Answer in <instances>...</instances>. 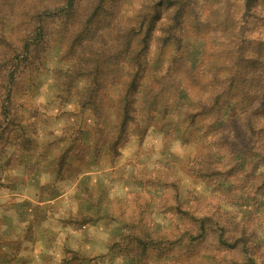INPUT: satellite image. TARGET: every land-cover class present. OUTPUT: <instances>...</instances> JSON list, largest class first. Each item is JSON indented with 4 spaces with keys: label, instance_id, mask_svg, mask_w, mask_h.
Wrapping results in <instances>:
<instances>
[{
    "label": "rangeland",
    "instance_id": "rangeland-1",
    "mask_svg": "<svg viewBox=\"0 0 264 264\" xmlns=\"http://www.w3.org/2000/svg\"><path fill=\"white\" fill-rule=\"evenodd\" d=\"M176 192L264 264V0H0V264H192Z\"/></svg>",
    "mask_w": 264,
    "mask_h": 264
},
{
    "label": "trees",
    "instance_id": "trees-1",
    "mask_svg": "<svg viewBox=\"0 0 264 264\" xmlns=\"http://www.w3.org/2000/svg\"><path fill=\"white\" fill-rule=\"evenodd\" d=\"M246 3L247 5H250L251 0H245V4ZM182 8H183V4L179 11H175L173 16V19L178 24H180L181 21L183 20ZM175 28H178V26H176ZM174 31H175L174 27L172 26L171 32L173 33V37H175V39L178 38L176 44L177 53H174L173 59L171 60L170 63L171 65L169 64L170 66L168 67V70L170 69L177 70L176 67L174 68V66L172 65L173 63L176 62L178 55L179 56L182 55L180 49L182 48L183 41L181 36L179 38V36H177L175 34L176 32L174 33ZM28 44L31 43H29L28 41L26 45L27 47ZM18 56L19 54H17V57ZM182 61L183 60L180 61L179 66H182V64H184ZM231 71H235V70L232 69ZM138 78H139V73H136L132 78V88H135L137 86ZM233 83H234V79L231 76L229 87L233 86ZM95 94H96L95 90L90 91L87 95V98H89L90 100L94 99L96 97L94 96ZM222 97H223L222 90L216 92L213 101L209 104V108L213 109L214 111H218L219 101L222 99ZM88 103L89 102H83L82 105H86ZM120 103H121L120 112H119L120 129L119 131L118 130L117 131L118 133H123L124 128L127 125L128 119L130 117L129 107L131 105V100L129 96L126 95L123 99H121ZM225 137L227 138V141L229 140L228 141L229 145L238 146L241 143H245L244 141H242L241 143L237 142L236 140L231 139L229 135H226ZM253 145L254 144L251 145V148L253 147ZM210 161L211 159L209 158V162ZM229 161H232L231 157L230 156L229 158L225 157L224 160L222 161V166L227 165ZM209 162L207 164L206 169L203 170L205 171L204 173H208L209 175L220 173L221 162L219 164L217 163L215 166H211ZM173 202H172L173 204L172 208L174 207V212L175 215L178 217V219L175 220L174 223L175 229L171 237L167 232L161 234L152 231L149 224H147L146 216L142 217L145 220L143 223V233L140 234V236L132 237L133 241L139 243L140 245L139 251L141 252V255L147 256V254L151 251V249H153L155 246L158 245V243H160L159 242L160 239L170 238L171 242L168 239L169 243H173L176 253L182 257L185 253H189L191 247H193L191 245H194V242L196 240H201L205 252L201 255L199 259L193 260L192 264H226V261L227 264L238 263L239 259L237 256L241 253V250L236 249L238 238H236V236L233 233L229 234L228 227L226 225L227 223L222 219V217H218V216L216 217L213 214L208 213L207 211L202 212L197 209L184 207L182 201L180 200V195L177 192L174 194ZM244 243L246 245L247 241ZM225 249H231L232 251L235 252L229 256L227 252H224ZM144 262H147V259H145ZM173 262L174 264H179L177 259H173Z\"/></svg>",
    "mask_w": 264,
    "mask_h": 264
}]
</instances>
